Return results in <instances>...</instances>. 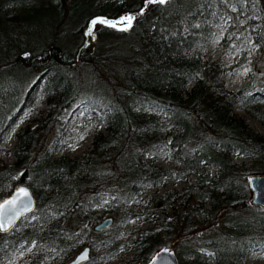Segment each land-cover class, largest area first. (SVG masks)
I'll use <instances>...</instances> for the list:
<instances>
[{
	"label": "trees",
	"instance_id": "16d2710c",
	"mask_svg": "<svg viewBox=\"0 0 264 264\" xmlns=\"http://www.w3.org/2000/svg\"><path fill=\"white\" fill-rule=\"evenodd\" d=\"M97 14L135 20L127 31L100 24L92 51H81L74 65L63 50L47 66L14 61L24 49L45 56V44L58 42L59 29L80 32ZM220 20L223 38H232L230 49L247 36L255 45L250 58H240L249 59L251 69L237 89L224 86L232 65L205 52ZM85 70L100 88L85 81ZM35 75L43 96L40 115L16 134L12 161L0 163V198L6 182L11 189L25 183L35 205L24 216L35 217L26 223L21 217L0 232V264L19 243L32 241L64 255L87 244L89 258L98 254L97 245L114 247L118 222L133 214L127 201L170 177L184 185L180 192L158 194L169 211L152 214V225L132 237L139 246L133 255L137 264L162 245L174 250L178 264H246V251L264 246V207L249 203L246 183L251 171L264 172V136L232 109L241 102L264 124L262 0H167L147 6L146 0H0V131L29 99L36 85L27 78ZM80 102L101 114L93 118L90 147L77 156L55 155L61 121ZM164 147L174 169L156 161ZM232 151L249 156L251 168L238 169ZM104 191L112 194L107 205L115 221L96 230L93 219L100 214L92 205Z\"/></svg>",
	"mask_w": 264,
	"mask_h": 264
},
{
	"label": "rangeland",
	"instance_id": "374dc122",
	"mask_svg": "<svg viewBox=\"0 0 264 264\" xmlns=\"http://www.w3.org/2000/svg\"><path fill=\"white\" fill-rule=\"evenodd\" d=\"M262 3L264 4V0H262ZM27 12H30V10ZM84 27L85 26H82L81 31L76 33H70L69 30L63 32L59 29L60 35L58 42L55 44L63 50L65 55L68 53H74L78 45L82 42V29ZM99 27L100 24H96L94 30L96 31ZM224 32L225 25L223 24V20H220L218 22L217 31L207 38L205 52L209 59L214 60L221 65H232L225 75L224 86L227 89H237L241 87L247 79L248 72L247 74H243L244 70L251 69L249 59L240 62V58L242 55L246 58H250L255 49V45L250 43V38L247 36L243 37L235 48L230 49L232 38L227 37L224 39ZM46 40L47 34L41 35L37 41L40 44H44ZM47 44L48 43L44 46L45 49ZM82 64L84 65V63ZM47 65L48 64H46V66ZM258 65L257 70H255L259 73L262 66L261 61L258 62ZM12 71L18 70L13 69ZM71 72L78 74V71L74 69ZM84 78L86 79L85 81L89 83L94 82L90 80L91 77L86 70L84 71ZM27 79L29 84L32 83L36 86L29 94V99L22 103L20 108L16 110L13 118L9 121L3 131L5 133L10 131V138L0 139V163H10L12 161V150L16 134L20 132L25 125L32 124L34 121L31 120V117L37 118L40 115L37 111L41 110L43 107V96L38 87V81L41 80L37 75L32 77L28 76ZM190 84L191 80L188 82L187 88ZM94 85L95 87L100 88L97 82H94L92 86ZM232 109L243 118L249 127L264 136V124L252 116L245 109L243 103H234ZM153 111L160 112V109L155 108ZM94 117H101V114L96 109L89 107L83 102L74 104L61 121L62 131L58 142L52 146V153L56 155L59 152H64L69 156H77L87 150L90 147ZM230 157L236 163L238 169L245 168L248 170L251 168V160L249 156L241 155L232 151ZM156 161L158 164L169 169H174L176 165L175 161L169 158L167 147H164L163 150L158 152ZM251 173L253 172L251 171ZM9 184L10 182L5 183L7 190L3 192V196L9 193V189H11V187L8 188ZM183 185L184 182L182 179L170 177L167 178L163 184L158 186H148L143 192L131 197L127 202L133 203V214L118 222L120 224L121 234L119 237L113 239L112 243L115 244V246L112 248L109 247V244L95 246L94 249L95 251H98V254L89 258L82 264H137L138 262L133 260V255L137 253L139 246L138 242L132 239V237L135 236L140 229L152 225V218L150 217L152 214L164 216V212L169 211L168 204H162L157 195L168 189H174L176 192H180ZM99 195V203L93 204L92 207L94 208V213L100 214V216L93 219V224H96L102 218L109 216L110 214L112 215V213L109 212L107 205V200L108 198H111L112 194L109 191H104ZM143 210L147 211L145 217H143ZM34 217L35 214H29L28 216L22 217L21 222L26 223L31 221ZM112 217V221H115L114 214ZM33 242L34 241L29 244L19 243L16 248L9 253V256L2 264H61L71 258L81 247L78 246L77 248L70 250L69 255H64L59 250H49L45 248L42 242H35V246H33ZM29 249L31 250L29 251ZM244 259L246 264H264V246L248 249L245 253Z\"/></svg>",
	"mask_w": 264,
	"mask_h": 264
},
{
	"label": "water",
	"instance_id": "95a60500",
	"mask_svg": "<svg viewBox=\"0 0 264 264\" xmlns=\"http://www.w3.org/2000/svg\"><path fill=\"white\" fill-rule=\"evenodd\" d=\"M128 16V15H127ZM123 17V16H122ZM95 18H103L108 21H117L121 17H108L103 14H97L92 16L89 20L87 25L82 29L83 33V40L82 42L78 45L74 53H68L66 55V59L69 60V64L74 65L80 60V53L81 51H87L91 52L92 47L94 45L95 39H96V31L94 30L93 26V34L91 36L86 35L88 32L89 27L91 26V21ZM99 24V23H97ZM106 25L107 24H102ZM110 27V26H109ZM120 25H117L115 29H120ZM114 28V27H113ZM46 55H42L40 53H32L28 49H24L22 51H19L17 55L14 58V61L19 60L21 63L24 61V59H27L28 64H31L33 61H37L41 65H45L46 63L49 62V60L52 58L53 60H57L56 56L60 55L62 53V49L53 43H49L47 45V48L45 50ZM251 179V183H250ZM246 183L247 186L250 190V198H249V203L252 205H258L261 207H264V172L261 173H250L246 176ZM25 189L28 193V197L30 198V207L29 210L26 212H23L22 215L16 216L15 220L13 223H10L7 227V230H9L11 227L15 225V223L23 217L25 214L29 213L35 205V197L34 194L32 193L31 189L25 184V183H20L16 186H14L9 193L5 194L0 198V204H3L5 201H8L12 198H16V204L13 205V207H19L21 199H25L22 195H17V192L19 189ZM112 222V217L111 216H106L102 218L100 221H98L94 225V229L99 230L102 228L107 227L110 223ZM6 230V231H7ZM0 232H5V231H0ZM166 250V251H164ZM89 251L90 247L89 245H82L74 254L71 258L68 260L62 262L61 264H82L86 262L89 259ZM158 254L161 257V259H158ZM82 255H85V259L81 260L79 259ZM153 261H155V264H178V258L174 250L167 246V245H162L159 248H157L151 256L148 258V260L145 262V264H153Z\"/></svg>",
	"mask_w": 264,
	"mask_h": 264
},
{
	"label": "snow or ice",
	"instance_id": "6c2138e0",
	"mask_svg": "<svg viewBox=\"0 0 264 264\" xmlns=\"http://www.w3.org/2000/svg\"><path fill=\"white\" fill-rule=\"evenodd\" d=\"M153 3H159L163 5L167 3V0H146V6L147 4H153ZM233 11H235V9H233ZM143 12H144V9H141L140 14H143ZM134 20H135V16L133 15L123 16L119 18V20L117 21H108L103 18H95L91 21V26L89 27L86 35L91 36L93 34V26H95L97 23L107 24L108 26L114 27V28L117 27V25H120L121 27L119 30L127 31L132 27ZM233 47H235V45H233ZM248 71L249 69H245L243 74H247ZM9 138H10V131L7 133L0 131V139H9ZM251 182L252 181L250 179V183ZM17 195H22L25 198V199H21L19 207H13V205L16 204L15 197L8 201H5L3 204H0V231H6L8 225L14 222L16 216L22 215L23 212H26L29 210L30 198L28 197L27 191L21 188L18 190ZM33 246H35V242H33ZM30 250L31 249H29V251ZM157 258L161 259L159 254ZM79 259L81 260L85 259V255H82ZM153 264H155V261H153Z\"/></svg>",
	"mask_w": 264,
	"mask_h": 264
},
{
	"label": "bare ground",
	"instance_id": "6f19581e",
	"mask_svg": "<svg viewBox=\"0 0 264 264\" xmlns=\"http://www.w3.org/2000/svg\"><path fill=\"white\" fill-rule=\"evenodd\" d=\"M46 54V53H45ZM58 60V59H57ZM24 62V61H23ZM46 66V65H45Z\"/></svg>",
	"mask_w": 264,
	"mask_h": 264
}]
</instances>
